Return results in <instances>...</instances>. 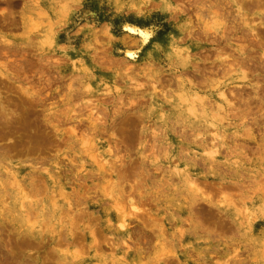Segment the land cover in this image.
<instances>
[{"label": "rangeland", "instance_id": "374dc122", "mask_svg": "<svg viewBox=\"0 0 264 264\" xmlns=\"http://www.w3.org/2000/svg\"><path fill=\"white\" fill-rule=\"evenodd\" d=\"M263 52L264 0H0V264H264Z\"/></svg>", "mask_w": 264, "mask_h": 264}, {"label": "bare ground", "instance_id": "6f19581e", "mask_svg": "<svg viewBox=\"0 0 264 264\" xmlns=\"http://www.w3.org/2000/svg\"><path fill=\"white\" fill-rule=\"evenodd\" d=\"M253 3V2H252ZM256 3V2H255ZM256 6H258V7H260L259 5H256ZM254 7H255V5H254ZM262 20V19H261ZM129 31L130 32H132V33H134V34H136V35H138L139 37H140V39L142 40V42H144V41H147L148 39H149V37H150V32L147 30V29H139V28H132V27H129ZM253 34V33H252ZM253 39V38H252ZM264 53V52H263ZM127 56L128 57H132V55H131V53H128L127 52ZM228 71V70H227ZM222 95H224V92H222ZM92 113V112H91ZM95 117V116H94ZM217 140V135H214L213 136V142L214 141H216ZM102 157V156H101ZM95 159H97V158H95ZM103 162H104V164H107L108 163V160H107V158L105 157V156H103ZM108 170V169H107ZM193 181V180H192ZM13 187V186H12ZM163 231V230H162ZM111 247V246H110ZM110 252H111V250H110Z\"/></svg>", "mask_w": 264, "mask_h": 264}]
</instances>
